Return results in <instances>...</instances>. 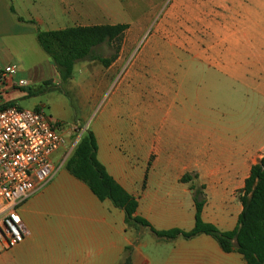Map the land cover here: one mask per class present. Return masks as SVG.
<instances>
[{
  "label": "crops",
  "instance_id": "1",
  "mask_svg": "<svg viewBox=\"0 0 264 264\" xmlns=\"http://www.w3.org/2000/svg\"><path fill=\"white\" fill-rule=\"evenodd\" d=\"M256 1L264 6V0ZM21 17L11 0H0V36L28 33L24 25L34 24L33 18ZM203 50L223 57L210 59L196 49L187 62H181L179 52L180 62L162 65L156 79L159 112L153 115L158 130L152 141L144 125L133 137L120 133L121 123L112 119L106 122L104 117L91 128L97 159L137 199L135 213L157 230L193 228V193L201 186L205 194L202 220L220 231L235 228L243 208L240 196L245 179L251 166L264 155L260 128L223 125L221 121L227 117L222 111H200L198 88L202 82L192 85V80L187 81L191 74H198L202 81L218 78L229 88L241 85L245 93L247 81L259 76L262 58L257 62L246 58L230 62L224 58L228 55L226 48ZM243 51L264 55V47ZM14 74L1 86L0 104L12 101L19 106L17 99L32 93L13 84L17 80ZM257 83L252 91L262 99L264 88ZM38 106L42 105L34 104L32 108ZM146 110L145 121L149 124L148 105ZM59 167L55 164L51 179L18 207L27 234L8 249L15 251L19 264H245L239 252L224 251L211 235L164 238L142 226L161 249L151 256L145 250L147 243L137 239L140 233L135 235L134 226L128 225L121 208L108 199H98L86 183L63 165ZM187 173L196 176L182 181Z\"/></svg>",
  "mask_w": 264,
  "mask_h": 264
},
{
  "label": "rangeland",
  "instance_id": "2",
  "mask_svg": "<svg viewBox=\"0 0 264 264\" xmlns=\"http://www.w3.org/2000/svg\"><path fill=\"white\" fill-rule=\"evenodd\" d=\"M11 1L16 11L24 18L32 17L34 24L24 25V30H29L26 34L0 36V65H15L16 79L28 81L24 91L32 93L17 99L21 108L42 105L48 115L61 123L60 132L67 139L68 148L52 156L59 168L82 134L103 117L106 122L112 119L121 123L120 133L124 136H135L136 129L144 125L152 141L158 130L153 117L159 112L157 75L162 65L180 62L179 52L181 62H187L196 49L205 57L221 60V53L211 55L203 49L226 48L228 55L224 58L230 62L245 58L257 62L262 58L259 76L247 81L245 93L241 85L229 88L218 78L202 81L198 74H191L187 81L192 80V85L202 82L198 88L200 111H222L227 117L222 119L223 125L260 128L264 135V98L252 91L257 82L264 88V55H247L243 51L264 47V6L256 0ZM107 23L128 24L112 45L101 44L95 49L97 54L110 57L118 46V61L107 68L98 60H78L72 76L61 81L50 57L37 42L36 30ZM147 105L149 124L145 121ZM127 223L134 226L135 235L140 233L137 239L147 243L145 250L151 256L161 252L152 235L141 229L143 225L131 220ZM0 264H19L15 251H0Z\"/></svg>",
  "mask_w": 264,
  "mask_h": 264
},
{
  "label": "trees",
  "instance_id": "3",
  "mask_svg": "<svg viewBox=\"0 0 264 264\" xmlns=\"http://www.w3.org/2000/svg\"><path fill=\"white\" fill-rule=\"evenodd\" d=\"M11 11L14 12L11 6ZM22 19V18H19ZM128 27L127 23L72 25L63 28L36 31L39 46L50 57L61 81L72 76L75 62L83 59L98 60L103 66H109L117 57L118 46L110 57L95 52L101 44L112 45ZM15 105L14 102L0 104V110ZM97 143L92 130L82 134L71 155L65 160V169L80 179L100 200L108 199L116 207L121 208L126 221H133L149 229L158 237L175 238L182 236L191 238L205 233L217 240L226 251L239 252L245 264H264V155L254 163L245 179L243 192L240 196L242 210L235 228L220 231L213 224L201 218L205 204L203 186L193 193L195 206V222L190 230L174 227L157 230L144 218L137 215V199L127 192L107 172L105 166L96 156ZM195 174H184L182 181L191 180Z\"/></svg>",
  "mask_w": 264,
  "mask_h": 264
},
{
  "label": "built area",
  "instance_id": "4",
  "mask_svg": "<svg viewBox=\"0 0 264 264\" xmlns=\"http://www.w3.org/2000/svg\"><path fill=\"white\" fill-rule=\"evenodd\" d=\"M15 71L13 64L0 65V91ZM13 84L26 87L28 81L21 78ZM60 128L61 123L43 106L15 104L0 110V251L18 244L27 234L18 207L51 179L56 170L54 153L67 150Z\"/></svg>",
  "mask_w": 264,
  "mask_h": 264
}]
</instances>
